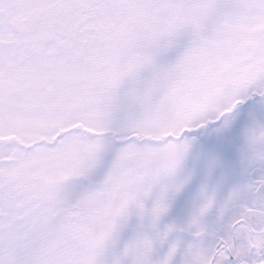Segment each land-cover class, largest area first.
<instances>
[{
	"label": "snow or ice",
	"instance_id": "1",
	"mask_svg": "<svg viewBox=\"0 0 264 264\" xmlns=\"http://www.w3.org/2000/svg\"><path fill=\"white\" fill-rule=\"evenodd\" d=\"M0 264H264V0H0Z\"/></svg>",
	"mask_w": 264,
	"mask_h": 264
}]
</instances>
